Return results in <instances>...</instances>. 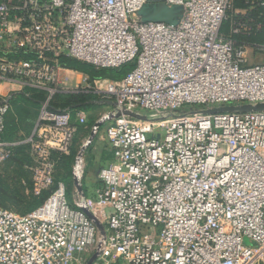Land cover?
<instances>
[{"label":"built area","instance_id":"built-area-1","mask_svg":"<svg viewBox=\"0 0 264 264\" xmlns=\"http://www.w3.org/2000/svg\"><path fill=\"white\" fill-rule=\"evenodd\" d=\"M163 1L184 8L177 25L143 22L150 0H0V167L28 144L39 160L33 192H51L28 214L0 207V264H88L95 254L93 264H264V110L152 122L127 115L264 104V62L249 61V50L264 57V0L247 3L261 8L258 26L240 9L229 33L222 28L235 0ZM257 33L262 42L248 41ZM63 56L97 70L135 68L117 82L85 75L69 87L84 74L64 77ZM26 90L45 101L33 132L9 142L6 119ZM64 93L113 101L119 114L105 128L112 163L95 193L111 209L98 219L104 234L55 181L53 157L70 155L89 124L84 110H51ZM84 167L81 158L76 179ZM140 225L158 229L157 238Z\"/></svg>","mask_w":264,"mask_h":264},{"label":"rangeland","instance_id":"rangeland-1","mask_svg":"<svg viewBox=\"0 0 264 264\" xmlns=\"http://www.w3.org/2000/svg\"><path fill=\"white\" fill-rule=\"evenodd\" d=\"M253 9H250L249 11H252ZM238 10L240 9L234 8L232 11L228 13L229 19L225 21L224 28L226 29L231 28L234 20H236V16H237L236 12ZM143 14L145 13L141 12L139 14L140 19L142 21H144ZM259 19L260 17H258V19L256 20L254 19L256 21L257 26L259 24L257 23V20ZM253 39L260 40L261 39L260 34H258L257 37ZM255 57L261 58L257 54H255L254 56V52L252 50H249V61L251 64L256 63L257 58ZM259 61L264 62V60L261 61L260 59ZM70 75L75 76V74L73 73H71ZM77 76L78 78L76 82L80 83L85 75H77ZM99 79H106V77H95L94 79L89 78V81L94 82ZM65 85L70 87L71 83L69 84L67 83ZM55 100L53 101V103L58 104L59 102ZM257 108L260 111H263L264 104H245V105L228 104V105H220V106H212V107L210 106H185L181 109L173 110L170 112H148V111L138 112V111H135L130 115V117L133 119L141 120V121H151L152 122V121H161L165 118H170L172 116L179 117V116H184L187 114H194V113H204V112L220 113V112H228V111L241 112V111H249V110L257 109ZM109 110L110 109L108 108L98 110L96 114L92 116L93 120L95 122L99 121L100 117L106 115ZM18 141H21V140H18ZM17 147H18L17 150L13 153V155L9 158V160H7L0 167V207L4 209H8L18 214H26L30 211L31 206L35 203L34 198L39 197V196H36L33 192V179H32L33 178L32 169L39 164V160H38L37 155L33 152L32 147L30 145L21 144ZM61 158H65L63 164H61V161H60ZM67 158H69V155L56 154L53 157V161H55L57 165L56 169L58 170L56 172L57 173L56 178H60L59 173L63 166H64L63 168H65L66 171H68V164H70V159L66 160ZM68 185H66L67 188H68ZM98 186H99V183H98ZM70 199L71 201L70 200L69 201L73 205H76L77 203L76 201L77 199H79V194L76 193L74 190H72ZM101 208H104V207H101ZM105 222L106 221L104 220L101 223L104 224ZM140 230L144 233L150 234L152 237L157 238L158 229L156 228H151L148 226L140 225ZM245 244L250 245V246L254 245L252 241L247 240V239L245 240Z\"/></svg>","mask_w":264,"mask_h":264},{"label":"trees","instance_id":"trees-1","mask_svg":"<svg viewBox=\"0 0 264 264\" xmlns=\"http://www.w3.org/2000/svg\"><path fill=\"white\" fill-rule=\"evenodd\" d=\"M255 0H235L234 2V8L236 9H246L250 10L252 7L250 4H247L248 2L251 3ZM236 3V5H235ZM249 15L251 18H254L255 20L260 17L259 20H257V23L261 22V8L255 4L254 9L252 11H249ZM254 20V21H255ZM225 24V23H224ZM256 24V21H255ZM223 33H229L230 28H224L223 25ZM260 33H257V35ZM255 36V38L257 37ZM261 39H250L248 41L253 42H262V36L260 34ZM61 64L64 69L77 71L79 73H82L86 76H89V78L94 79L95 77H106V79H110L114 82L120 81L123 79L126 75H128L130 72L133 71L135 68V64H127L123 66L120 69H105V70H97L95 67L79 62L77 60L71 59L69 57L63 56L61 57ZM29 90H26L24 93L19 94L17 98L14 101V108L13 112H11L6 119V133H5V140L9 142H16L14 141V138L16 137L18 132H24L28 135L31 134L35 123L38 118L39 109L41 107V104L45 101V96L43 93H39L34 91V93L31 96H27V93ZM55 100V99H54ZM58 104L52 103L51 104V110H60V111H77V110H84L88 112L89 114V123H94L93 120V114L100 110V109H111L110 112V118L109 121H113L115 118H117V112L115 110L114 102L113 101H104L101 100L98 96L93 94H73V93H64L62 95H59L56 97ZM55 100V101H56ZM18 147L14 148V152L17 150ZM70 159V164H68V171H66L65 168H61L60 170V178L57 177V173L55 175V181H62L66 185L71 186L72 185V179H71V165H72V159L67 158L66 160ZM9 160V159H8ZM65 158H61V164H63ZM58 171V170H57ZM63 171V174H62ZM67 175V176H66ZM68 183V184H67ZM71 189L67 188V196L68 199L71 201ZM49 192H45L43 195L39 197H35V203L31 206V209L28 213L38 209L44 201L47 199V197L50 195ZM82 196L79 195V199H81ZM26 213V214H28Z\"/></svg>","mask_w":264,"mask_h":264},{"label":"crops","instance_id":"crops-1","mask_svg":"<svg viewBox=\"0 0 264 264\" xmlns=\"http://www.w3.org/2000/svg\"><path fill=\"white\" fill-rule=\"evenodd\" d=\"M257 59L262 61L264 60V57ZM67 72L71 71L65 70L63 75L65 74L64 76H67L69 74ZM77 78L78 76L76 75L74 77L73 83H71V87L76 85ZM9 90L10 87L7 85L1 87L2 92H7ZM109 111L106 115L100 117L99 121L94 123L90 122L87 125L79 126L78 133L69 155L72 159V185L68 188L74 190L76 193L82 196L81 199L78 200V203L84 206L86 205L101 222H103L111 213L110 208H101L95 199V193L98 187L99 172L101 169L108 167L112 163V155L109 150L105 134L106 126L111 122L109 121ZM96 112L93 115H95ZM28 136L29 135L27 133L18 132L14 138V141H22ZM88 142L89 145H87ZM81 158L85 159L86 167L83 169L84 174L81 176V178L76 179L74 173Z\"/></svg>","mask_w":264,"mask_h":264},{"label":"water","instance_id":"water-1","mask_svg":"<svg viewBox=\"0 0 264 264\" xmlns=\"http://www.w3.org/2000/svg\"><path fill=\"white\" fill-rule=\"evenodd\" d=\"M163 0H150L149 4H147L141 12L145 13L143 14V20L145 22H165L172 25H177L180 21V19L183 17L184 14V8L182 6H173V7H167ZM146 8V9H145ZM140 12V13H141ZM143 21V22H144ZM250 111H260L257 109H252L249 111H241L243 112H250ZM228 112H235V111H228ZM204 113H217V112H204ZM223 113V112H220ZM132 113H127V115H131ZM119 114L117 115V117ZM77 183V182H76ZM83 211L85 214L93 220L98 229L101 231L102 234H104V226L100 223V221L93 215V213L87 209L83 208ZM97 258V254H95L89 261L88 264H93L94 261Z\"/></svg>","mask_w":264,"mask_h":264}]
</instances>
